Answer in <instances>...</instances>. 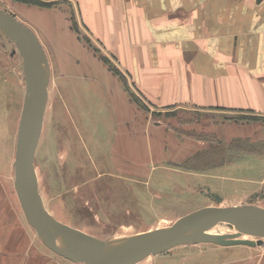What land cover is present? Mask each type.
I'll return each mask as SVG.
<instances>
[{
  "label": "rangeland",
  "instance_id": "rangeland-1",
  "mask_svg": "<svg viewBox=\"0 0 264 264\" xmlns=\"http://www.w3.org/2000/svg\"><path fill=\"white\" fill-rule=\"evenodd\" d=\"M12 5L0 0V10L46 39L49 84L34 163L39 198L55 221L124 243L205 207L264 209V113L165 105L141 90L122 61L99 57L101 44H91L80 19L71 16L73 37L58 43ZM27 83L21 52L0 29V215H23L34 259L84 264L43 243L16 192ZM225 225L233 237L260 239ZM137 264H264V244L188 243Z\"/></svg>",
  "mask_w": 264,
  "mask_h": 264
},
{
  "label": "crops",
  "instance_id": "crops-1",
  "mask_svg": "<svg viewBox=\"0 0 264 264\" xmlns=\"http://www.w3.org/2000/svg\"><path fill=\"white\" fill-rule=\"evenodd\" d=\"M6 1L58 43L80 19L99 57L165 105L264 113V0ZM33 242L23 215H0V264H49Z\"/></svg>",
  "mask_w": 264,
  "mask_h": 264
},
{
  "label": "water",
  "instance_id": "water-1",
  "mask_svg": "<svg viewBox=\"0 0 264 264\" xmlns=\"http://www.w3.org/2000/svg\"><path fill=\"white\" fill-rule=\"evenodd\" d=\"M0 29L13 38L27 72V94L17 139L15 188L28 223L52 251L77 263L137 264L182 244L208 242L220 246L264 244V209L205 207L194 211L173 226L149 233L140 241L114 244L98 239L55 221L43 207L37 191L35 152L41 134L49 84L45 50L36 34L23 22L0 10ZM220 222L230 223L240 236L259 240L217 236L206 230ZM59 243L61 245H59Z\"/></svg>",
  "mask_w": 264,
  "mask_h": 264
},
{
  "label": "bare ground",
  "instance_id": "bare-ground-1",
  "mask_svg": "<svg viewBox=\"0 0 264 264\" xmlns=\"http://www.w3.org/2000/svg\"><path fill=\"white\" fill-rule=\"evenodd\" d=\"M11 39L14 41L13 38H11ZM38 39H39V38H38ZM225 223L233 229V227L230 225V223H227V222H220V223H218L216 226H213V227L207 229V230H206V233L211 234V235H217V236H219V235H222V236H234L235 232L230 233L229 231H228V232H224V231L221 230L222 227L226 226ZM168 228H169V227L164 228V229H160V230H157L156 232L164 231V230H166V229H168ZM217 228H218V229H217ZM224 229H225V228H224ZM147 235H148V234H138L137 236L134 237L133 240H135V241H140V240H142L143 238H145ZM131 241H132V240H131ZM111 242L114 243V244H118V243H119V242H113V241H111ZM59 245H61V244L59 243Z\"/></svg>",
  "mask_w": 264,
  "mask_h": 264
}]
</instances>
